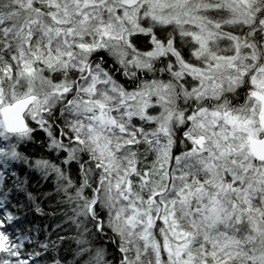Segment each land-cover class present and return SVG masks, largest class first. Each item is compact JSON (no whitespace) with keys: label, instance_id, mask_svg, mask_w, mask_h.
<instances>
[{"label":"snow or ice","instance_id":"1","mask_svg":"<svg viewBox=\"0 0 264 264\" xmlns=\"http://www.w3.org/2000/svg\"><path fill=\"white\" fill-rule=\"evenodd\" d=\"M0 264H264V0H0Z\"/></svg>","mask_w":264,"mask_h":264},{"label":"trees","instance_id":"2","mask_svg":"<svg viewBox=\"0 0 264 264\" xmlns=\"http://www.w3.org/2000/svg\"><path fill=\"white\" fill-rule=\"evenodd\" d=\"M36 178H38V177H35V178H34V180H33V182H35V179H36ZM47 187H48V186H47V185H45V188H46V189H47Z\"/></svg>","mask_w":264,"mask_h":264}]
</instances>
